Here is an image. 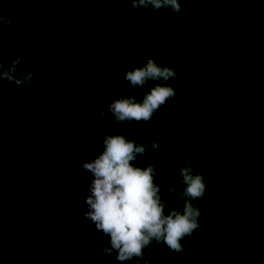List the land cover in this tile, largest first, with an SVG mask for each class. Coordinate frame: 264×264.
<instances>
[{"label":"trees","instance_id":"16d2710c","mask_svg":"<svg viewBox=\"0 0 264 264\" xmlns=\"http://www.w3.org/2000/svg\"><path fill=\"white\" fill-rule=\"evenodd\" d=\"M181 2L182 13L158 21L131 0H0L13 22L0 33V62L23 56L21 70L42 82L14 96L0 80V264H117L82 215L80 167L115 133L159 142L144 159L168 209L178 166L207 178L201 227L184 242L195 252L160 245L151 264H264V0ZM144 55L176 69L177 96L150 122L112 124L103 108L153 86L117 81Z\"/></svg>","mask_w":264,"mask_h":264},{"label":"clouds","instance_id":"9594fccd","mask_svg":"<svg viewBox=\"0 0 264 264\" xmlns=\"http://www.w3.org/2000/svg\"><path fill=\"white\" fill-rule=\"evenodd\" d=\"M131 6L151 10L157 14L158 21L164 19L165 12L177 15L184 11L181 0H131ZM12 27V20L0 15V33ZM142 59V66L130 67L117 81L139 90L150 82L153 86L142 99L121 94L103 108L99 115L107 116L112 124L150 122L177 96L170 83L179 81L176 69L148 55ZM25 63V58L19 55H13L10 63L0 62V80L10 85L14 96L20 88L42 86V82L34 80L35 72L21 70L20 66ZM182 86L188 88L186 82H182ZM101 146L103 152L80 167L89 181L85 200L87 211L82 215L108 239L103 254L106 257L114 255L117 264H151L147 256L160 245L174 255L195 252L184 242L201 227L202 209L198 202L208 192L206 176L194 172L191 165L178 166L180 186L170 178L168 196L172 197L173 206L168 209V199L161 196L162 183L156 182L157 167L144 159L160 149L158 141L140 143L127 133H115L105 135L91 151L98 152ZM138 161H142L143 166ZM178 201L183 202L182 208Z\"/></svg>","mask_w":264,"mask_h":264}]
</instances>
